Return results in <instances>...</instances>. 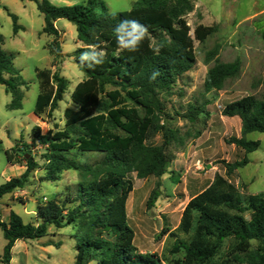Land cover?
<instances>
[{
  "label": "trees",
  "instance_id": "1",
  "mask_svg": "<svg viewBox=\"0 0 264 264\" xmlns=\"http://www.w3.org/2000/svg\"><path fill=\"white\" fill-rule=\"evenodd\" d=\"M32 1L44 15L42 34L54 37L52 53L57 57L63 54L61 34L56 27L61 19L75 26L78 41L83 45L73 55L80 71L86 73L71 94L77 110H65L62 131L42 135L35 127L32 132L33 140L46 151L48 180H60L64 171L74 170L80 172L83 182L75 197L68 192L62 201L56 196L39 204L35 223H26L12 210L6 222L0 211V229L6 240L0 264H11L18 241L41 239L51 226L60 229L69 225L78 230L74 264H163L157 255L141 253L134 244L135 233L127 213L134 188L130 176L136 174L140 180L164 176L174 159L172 146L185 139L175 124L176 117L195 122L204 113V107L198 104L190 105L185 114L175 109L169 112L163 97L177 95L178 82L196 65L195 41L204 43L216 27L199 25L192 37L187 18L194 10L193 0H137L132 9L115 16L102 0L65 6H55L48 0ZM10 16L17 33L21 29L18 18ZM125 18L137 19L149 30L150 35L137 52L121 50L117 45L113 29ZM262 35L264 38V28ZM2 43L0 35V84L12 96L8 108L19 110L22 82L13 58L1 50ZM97 43L106 53L103 64L81 68L80 53ZM218 54L217 49L210 51L205 61L209 65L215 60L208 71L209 91L223 90L227 81L237 77L241 70L239 60L222 63L216 59ZM154 70H159L160 75L150 81ZM36 77L40 92L34 114L41 118L47 110L53 112L59 107L69 83L49 70L37 69ZM106 86L114 90L105 91ZM222 114L239 117L242 124V137L230 139L229 145L246 154L259 149L260 142L246 136L254 132L264 134V95L231 102ZM157 136L161 137V144L153 142ZM15 150L6 151L9 163L15 159ZM23 151L26 158L27 145ZM72 151L103 154L104 158L96 165H83L70 157ZM25 160L26 171L0 186V201L23 189L37 168L33 158ZM223 163L227 174L232 175L247 166L249 160L245 157ZM174 181L179 183L178 178ZM157 199L158 191L154 190L148 207L154 206ZM166 234L175 238L173 254H182L172 264H214L227 241L231 242L230 249L222 264H264V192L244 195L227 178L216 174L207 188L191 198L179 227L172 232L165 229L160 237Z\"/></svg>",
  "mask_w": 264,
  "mask_h": 264
},
{
  "label": "rangeland",
  "instance_id": "2",
  "mask_svg": "<svg viewBox=\"0 0 264 264\" xmlns=\"http://www.w3.org/2000/svg\"><path fill=\"white\" fill-rule=\"evenodd\" d=\"M48 1L55 6L74 5L73 0ZM102 1L110 11L115 7L119 12L132 9L137 2ZM193 4L194 10L187 18L192 37L199 25L216 27V32L204 43L195 41L196 65L178 82L177 95L163 97V100L169 112L175 109L185 114L190 105L198 104L204 107V113L195 122L176 117L175 124L185 139L182 144L172 146L174 159L169 164L168 172L159 179L151 177L142 180L132 174L130 177L134 181V188L127 202L135 246L141 253L157 255L163 264H172L182 254L172 252L175 238L169 234L160 235L165 229L172 232L179 227L182 213L191 198L207 188L216 174L227 178L244 195L264 192V134L254 132L246 136L248 140L260 142L258 150L246 154L243 149L228 144L230 139L242 137L240 118H229L222 114L231 102L245 96L262 98L264 95V0H193ZM10 14L17 16L18 25L21 26L17 33L14 32V21ZM44 25V15L35 1L0 0L1 50L13 58L23 93L22 108L10 110L8 106L12 96L0 84V186L26 171L25 159L33 158L38 165L23 189L1 199L0 211L7 221L8 213L12 210L26 223H35L39 204L56 196L62 201L68 192L75 197L83 182L80 172L74 170L64 171L60 180H48L44 157L46 151L32 137L35 127L40 129L42 135L64 130L65 110H77L71 94L77 84L85 79L73 57L75 51L83 47L78 41L75 26L65 19L57 22L63 51L57 57L52 53L54 37L42 34ZM214 49L218 50L216 59L219 62L239 60L241 63L239 75L227 81L221 91H209L206 87L208 71L215 60L209 65L205 61L208 53ZM37 69L49 70L52 75L63 77L69 83L59 107L53 112L47 110L41 118L34 114L40 92ZM113 90L111 86L105 88V91ZM153 142L161 144V137L157 136ZM24 145L28 146L26 158L23 156ZM13 148L16 149L13 151L15 159L9 163L6 151ZM70 157L83 165H96L104 155L72 151ZM245 157L249 160L248 165L228 175L223 161L233 163ZM174 178H178L179 183ZM154 190L158 191V199L154 206L148 207L149 197ZM77 235L78 230L74 225L60 229L51 226L48 234L41 239L17 242L11 264H74ZM180 238L187 240L185 235H180ZM5 244L0 229V255ZM230 244V241L225 242L214 264H222Z\"/></svg>",
  "mask_w": 264,
  "mask_h": 264
},
{
  "label": "clouds",
  "instance_id": "3",
  "mask_svg": "<svg viewBox=\"0 0 264 264\" xmlns=\"http://www.w3.org/2000/svg\"><path fill=\"white\" fill-rule=\"evenodd\" d=\"M87 4V0H73V4ZM99 11V9H97ZM119 9L115 7L112 8L111 14L117 15ZM113 32L116 37V42L121 50H126L128 52H137L139 51L142 43L145 39L148 38L149 30L146 25L141 23L137 19H122L120 22L114 27ZM106 56L105 51L101 48V46L97 44L88 45L86 50L82 51L78 57V64L81 68H94L97 65H101L104 62V58ZM82 75L86 73L82 72ZM160 75L159 70H154L150 76V81L156 80V78Z\"/></svg>",
  "mask_w": 264,
  "mask_h": 264
},
{
  "label": "crops",
  "instance_id": "4",
  "mask_svg": "<svg viewBox=\"0 0 264 264\" xmlns=\"http://www.w3.org/2000/svg\"><path fill=\"white\" fill-rule=\"evenodd\" d=\"M59 21V20H58ZM57 21V22H58ZM57 22H56V24H57ZM56 27H57V25H56ZM39 118V117H38ZM35 213V212H34ZM10 214V212L8 213V215ZM3 217V216H2ZM3 219V218H2ZM4 221H6L7 222V218L6 219H3ZM19 242V241H18ZM15 246H16V244H15ZM15 248V247H14ZM14 248H13V255H14Z\"/></svg>",
  "mask_w": 264,
  "mask_h": 264
}]
</instances>
